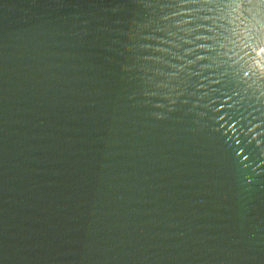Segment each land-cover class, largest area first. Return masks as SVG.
I'll return each mask as SVG.
<instances>
[{
    "label": "water",
    "instance_id": "water-1",
    "mask_svg": "<svg viewBox=\"0 0 264 264\" xmlns=\"http://www.w3.org/2000/svg\"><path fill=\"white\" fill-rule=\"evenodd\" d=\"M0 264H264V0H0Z\"/></svg>",
    "mask_w": 264,
    "mask_h": 264
}]
</instances>
